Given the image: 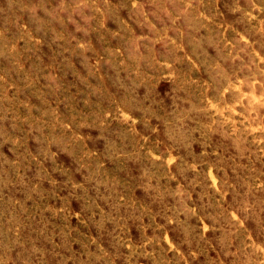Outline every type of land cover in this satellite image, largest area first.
Returning <instances> with one entry per match:
<instances>
[{
  "label": "rangeland",
  "instance_id": "1",
  "mask_svg": "<svg viewBox=\"0 0 264 264\" xmlns=\"http://www.w3.org/2000/svg\"><path fill=\"white\" fill-rule=\"evenodd\" d=\"M0 264H264V0H0Z\"/></svg>",
  "mask_w": 264,
  "mask_h": 264
}]
</instances>
